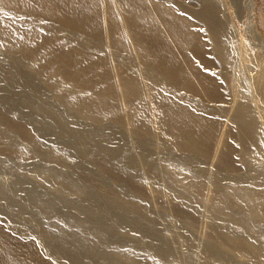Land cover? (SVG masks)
I'll list each match as a JSON object with an SVG mask.
<instances>
[{"label": "bare ground", "instance_id": "1", "mask_svg": "<svg viewBox=\"0 0 264 264\" xmlns=\"http://www.w3.org/2000/svg\"><path fill=\"white\" fill-rule=\"evenodd\" d=\"M198 2L191 7L187 0H0V13L10 16L9 24L0 18V44H8V55L23 50L35 71H45L67 109L21 97L43 131L11 112L25 125H0V165L15 169L14 162L24 160L39 178L12 181L1 173L0 194L28 209L49 250L73 264H175L177 244L155 222L149 197L171 215L186 264L202 216L209 227L201 237L202 264H238L241 257L243 264H264V109L240 65L222 3ZM60 29L72 36L60 35ZM218 64L222 70L214 73ZM231 86L238 89L230 95ZM90 106L106 107L116 123L126 121L133 148L113 145L98 129L73 125L68 112L74 110L80 119L104 120ZM225 117L237 129L236 138L221 128ZM47 135L56 143L42 142ZM16 136L33 138V144L24 146ZM72 148L99 160L109 178L124 181V189L116 196L100 194L79 181L77 175L87 173L104 185L89 167L73 161ZM47 160H60L66 169ZM214 163L232 177L216 172ZM240 166L244 178L237 177ZM23 183L72 190L79 198L24 193ZM164 202L171 203L168 210ZM25 248L0 230V264H26L28 258L51 264L40 247Z\"/></svg>", "mask_w": 264, "mask_h": 264}, {"label": "rangeland", "instance_id": "2", "mask_svg": "<svg viewBox=\"0 0 264 264\" xmlns=\"http://www.w3.org/2000/svg\"><path fill=\"white\" fill-rule=\"evenodd\" d=\"M187 1L191 7H196L197 5L195 4L199 3L198 2L199 0H187ZM220 2L222 3L224 7L225 13L227 15L229 23L234 32L236 44L239 47V53L237 54H238L239 60H241L240 65L243 69H245L246 73L250 76L248 77L250 79L249 83L251 81L250 83V86L252 89L251 91H253L254 93V96L256 99L255 101L258 100L257 105L264 109V0H220ZM1 17L5 19L4 22H6V24H9L10 21L7 20L10 17L9 14L0 13V18ZM60 31H61L60 35H66V36L70 35V37L72 36V34L69 33V31H66L64 29L62 30L60 29ZM7 45L8 44H5V43L0 44V125L5 126L7 128L23 127L25 124L18 122L14 118L13 113L17 111L16 113H19L26 117L25 119L29 122L28 125H31L37 131L42 132L43 131L42 124L37 122V116L35 115L34 109L24 108L22 104V98L24 96H31L32 99H37V100L40 98L39 99L40 102H43L44 104H48L49 106L57 107L61 109L63 112H67V109L65 110L63 107H61L60 105L61 98L59 97L60 95L58 96L54 95L52 89L48 85L47 80H45V76L47 73H45V71H41V72L37 70L35 71L36 63H34V61H32V59H30L26 53H23V50L16 49L15 51H13L12 55H8L4 48V46L7 47ZM131 55L135 56L132 52H131ZM209 55H208L209 57L215 58V56H213L215 55L214 53H212V55L211 53H209ZM217 69L214 71V73H219L222 70V65L218 64ZM230 89L232 90V92L230 91ZM230 89H229V93L231 95L234 91L238 89V87L236 88V86H231ZM120 99H121V96H120ZM105 108L99 109V108H92L90 106L87 109L91 111L92 113H95L99 110L98 115L100 114L99 116H102V118L104 116L103 118L104 120L98 123L94 122L91 119H88V120L83 119V118L80 119L79 117L76 116L78 114V111L74 110L73 112H68V113L72 115V120H73L72 124L75 125L76 127L81 128V129H91L94 131L98 129L97 131H99L100 133L102 132V133L108 134L111 140V143L112 144L114 143L113 145L118 146V145H121V143H128L130 144L129 145L130 148H133L134 137L127 134L128 132L126 131L127 130L126 121L120 124L114 122L111 116L112 113L107 111V109ZM122 115L125 116L124 111L122 112ZM222 122L223 123H222L221 128L224 130V133L228 134L229 131H231L230 134H232L236 138L237 129L232 128V126L228 123L226 117L222 119ZM44 130L47 131V129H44ZM16 138H17V141L20 142V144L24 146L27 143L33 144L32 142L33 138L29 137L28 140L19 138L18 136H16ZM42 140H44L42 142H44L45 144H50V143L52 144L53 142L56 143L54 135H51V136L47 135L43 137ZM129 140L130 141L132 140V141L130 142ZM69 153L73 156V158L75 157L73 161L77 160L75 162H81L85 164L87 168L89 167L88 168L89 171L92 170L95 175L96 174L99 175L101 177L102 183L105 186L100 184L99 182L100 180L91 179V177L88 176L87 173H80L79 176L77 175V178L79 179V181H82V180L88 181L89 183H91V185L95 187L97 191H99L100 194L107 193V194H114L116 196L122 188L124 189L123 187L124 181L119 180L118 178H115V179L109 178L108 173L104 171V169H101L102 166L101 167L99 166L100 164L99 160L97 159L92 160L90 157L86 155L83 156V154L81 155L77 151L74 152L73 148L70 149ZM1 154L2 156L4 155L2 151H0V155ZM35 160L43 164L41 160H37V159ZM23 161L24 160H19V162H14L15 169L11 167L9 168V166L0 165L1 166L0 174L1 173H2L1 175L4 174L3 176L7 177L10 180L12 179V181L15 180V178H18L20 176L21 177L24 176L23 178L25 179V182L28 180L29 181L37 180L39 176L35 175L37 174V172H34L35 170L32 169V163H26ZM46 162L49 164H52L50 166H53V165L57 167L60 166L64 170L66 169L65 163L61 162L60 160H52V161L47 160ZM241 164L242 162H240V165ZM68 166L69 164H67V169H69ZM216 166H217L216 163H214L213 169L216 172L219 171L225 174L229 173L223 168H220V169L218 167L216 168ZM7 168L10 169L9 171H12V172H8ZM19 169L22 172H20ZM30 172H31V175H29ZM24 174H26V176L28 175L27 177L29 179L26 178ZM69 174H73V172ZM237 174H238L237 177L239 178H244L247 176V173L242 166H240V168L238 169ZM227 175L232 177V173H229ZM23 184L24 186L22 187L23 188L22 191L24 193L26 191L27 192L33 191L35 193L41 192L42 194L46 192V194L48 195L50 193L53 194V192L54 194L58 192L55 195H60L62 197L69 198L72 200H76L77 198H79L77 194L74 193L72 190H64L61 192V191H56L54 188H48V187H43V186L42 187L40 186L41 188L40 187L37 188L34 186L32 187L33 189L32 188L30 189L29 185L28 187H26L27 183H23ZM151 194L153 196L154 193L151 192ZM157 199L158 198L156 197V200ZM155 202L153 199L149 197L147 200V207L149 206L148 208L150 210L151 215L153 216L155 222L158 223L160 227L162 228L164 235L166 237L169 236L167 238L171 239L174 245L177 244L176 245L178 248L177 253L179 255L175 260V264H186L188 261H185V259H183V256H181V252H180L181 246L178 245L179 243L175 239V229L176 228L174 229V227L171 224V221L169 218L171 217V215L167 211L161 208L160 203H155ZM162 205H165L168 210L169 209L168 206L169 205L171 206V203L164 202V204ZM157 206H159L160 208ZM167 218H169V220ZM206 222L207 221L203 216L199 219V222H198L199 229L197 230L199 232L197 233L196 236H193L194 238L192 239L193 245L191 247L192 252H191V258H190L191 260L190 264H202V258L200 257L204 256L203 253L205 251L204 249H205L206 243L201 237L202 236L205 237L206 232H208L209 230L208 223L206 224ZM39 224H40L39 221L32 214L29 213L28 209L18 205L17 203H13L11 199L9 198V196H4L3 194H0V230L9 232L13 238H15L16 240L18 239V241L23 243L24 246L26 247L25 249L28 250L29 252L33 248L40 247L39 250H41L45 254V257L47 258L48 262H51V264H73V262L70 261L68 258L57 255L51 250H49V248L46 245V241L44 237H42L43 235L41 233V226ZM194 245L195 247L193 248ZM244 260L245 258L241 257L239 258V261L237 260L236 261L238 262V264L239 263L243 264ZM25 263L26 264H44L45 262L41 260L28 258V260Z\"/></svg>", "mask_w": 264, "mask_h": 264}]
</instances>
